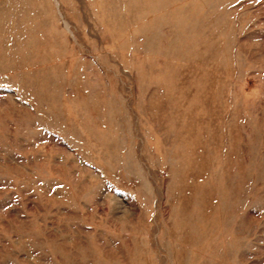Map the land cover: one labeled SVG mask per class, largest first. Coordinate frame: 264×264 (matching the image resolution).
Masks as SVG:
<instances>
[{
	"label": "rangeland",
	"instance_id": "rangeland-1",
	"mask_svg": "<svg viewBox=\"0 0 264 264\" xmlns=\"http://www.w3.org/2000/svg\"><path fill=\"white\" fill-rule=\"evenodd\" d=\"M0 264H264V0H0Z\"/></svg>",
	"mask_w": 264,
	"mask_h": 264
}]
</instances>
